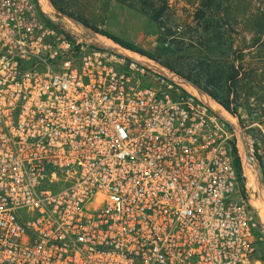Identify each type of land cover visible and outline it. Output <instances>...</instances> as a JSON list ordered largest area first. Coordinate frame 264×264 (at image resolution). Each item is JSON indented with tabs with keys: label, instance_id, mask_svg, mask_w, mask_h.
<instances>
[{
	"label": "built area",
	"instance_id": "2783aa9c",
	"mask_svg": "<svg viewBox=\"0 0 264 264\" xmlns=\"http://www.w3.org/2000/svg\"><path fill=\"white\" fill-rule=\"evenodd\" d=\"M51 13L0 0V264H264L242 132L179 73Z\"/></svg>",
	"mask_w": 264,
	"mask_h": 264
},
{
	"label": "rangeland",
	"instance_id": "374dc122",
	"mask_svg": "<svg viewBox=\"0 0 264 264\" xmlns=\"http://www.w3.org/2000/svg\"><path fill=\"white\" fill-rule=\"evenodd\" d=\"M49 1L60 23L79 24L100 42L152 58L184 77H198L204 92L216 94L217 99L209 95L214 109L242 132V193L258 215V252L264 256V23L254 18L257 9L264 11V0H219L213 19L200 0H168L157 21L142 10V0H54L60 11ZM221 103L229 104L230 111ZM246 158L256 188L247 184Z\"/></svg>",
	"mask_w": 264,
	"mask_h": 264
},
{
	"label": "trees",
	"instance_id": "16d2710c",
	"mask_svg": "<svg viewBox=\"0 0 264 264\" xmlns=\"http://www.w3.org/2000/svg\"><path fill=\"white\" fill-rule=\"evenodd\" d=\"M54 7L56 8V10L60 11V8L57 6V4L55 3L54 0H51ZM122 1H125V0H122ZM127 1V0H126ZM143 2L141 3L142 5V10L154 21H157L159 20L166 12L167 8H168V0H142ZM218 1L219 0H200V4L202 6V9L204 8L206 11L208 10V13H209V16L210 18L213 19V6H216L218 5ZM264 10V9H263ZM256 11V10H255ZM200 14H201V17L202 16H205V13L201 10L199 11ZM224 15V14H223ZM257 16H260V18H262L263 20V23H264V11H260V9H257V12H256V16L254 18H256ZM219 17V16H218ZM260 22V21H259ZM255 29L256 31H260L261 30V23H259L258 25L255 26ZM115 41L117 43H120L122 44L124 47L126 48H129V49H134V47H132L131 45L129 44H125L123 42H121L120 40H117L115 39ZM151 56V55H149ZM153 57V56H151ZM182 75V74H180ZM183 76V75H182ZM184 77V76H183ZM186 78L187 80L193 82L196 86H198L200 89L201 88V85L199 83V78H191V77H184ZM209 95L213 98V99H217V96L215 93L213 92H208ZM221 105L227 110V111H230V107H229V104L227 103H221ZM235 164H236V167L239 171V174L242 175V166H241V160H240V157L237 155V152H236V158H235ZM243 180V178H241ZM264 258V256H263Z\"/></svg>",
	"mask_w": 264,
	"mask_h": 264
},
{
	"label": "bare ground",
	"instance_id": "6f19581e",
	"mask_svg": "<svg viewBox=\"0 0 264 264\" xmlns=\"http://www.w3.org/2000/svg\"><path fill=\"white\" fill-rule=\"evenodd\" d=\"M46 5V4H45ZM246 166H247V168H248V173H247V178H248V180H247V184H248V186H252L253 188H256L255 186H256V184H255V179H254V175L250 172V169L252 170V167H251V164H250V160L248 159V158H246ZM256 203V205L258 206V207H261L260 206V203L259 202H255ZM262 220H263V222H264V212L262 213Z\"/></svg>",
	"mask_w": 264,
	"mask_h": 264
}]
</instances>
